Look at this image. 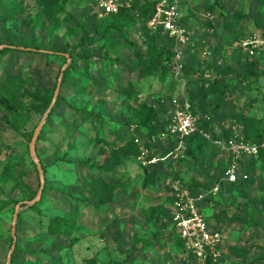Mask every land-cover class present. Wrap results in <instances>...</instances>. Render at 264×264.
<instances>
[{
	"label": "rangeland",
	"instance_id": "1",
	"mask_svg": "<svg viewBox=\"0 0 264 264\" xmlns=\"http://www.w3.org/2000/svg\"><path fill=\"white\" fill-rule=\"evenodd\" d=\"M4 1L14 8L0 20V41L59 52L63 57L52 59L43 53L0 57V197L15 200L0 212V264H8L17 240L21 251L14 253L15 264H259L257 259L264 254V159L247 157L237 180L231 182L226 170L222 172L226 157L213 140L203 135L209 145L194 161L181 144L163 137L153 140L137 112L147 104L158 111L160 121L167 122L176 99L183 103V97L199 95L191 103L201 123L212 121L206 132L213 138L215 134L223 136L224 129H231V137L245 136L241 124H232V111L264 120V43L257 42L264 40V0H222L225 16L218 9L209 11L212 0H181L191 38L181 47L178 62L176 52L169 60L164 37H146L145 21L137 15L126 30L127 41L134 42L148 60L168 63L169 69L159 72L141 66L124 43L110 47L114 62L106 70L97 58L86 61L78 57L80 36L74 24H86L97 36L95 27L107 17L99 15L97 0H67L64 10L55 15L59 27L54 32L45 26L49 22L44 20V0ZM52 1L57 5L63 2ZM121 1L129 6L135 2ZM235 12L248 17L228 26ZM66 14L73 22L65 20ZM179 63L183 64L180 71ZM71 64L92 80L84 84L78 72L70 74L62 98L54 101L58 84L62 87L61 76ZM229 68L225 78L223 73ZM247 72L259 76L246 77ZM208 79L232 84L217 113L218 93L209 92ZM31 93L41 99L35 101ZM11 95L23 103L14 106ZM71 105L84 106L100 118ZM49 109L54 114L42 125L35 146L40 163L46 166L47 190L44 201L35 205L32 200L36 197H31L38 194L41 175L29 139ZM130 140L144 145L156 162L145 167L136 156L109 171L53 163L58 154L72 161L89 159L108 166L115 151ZM148 142L154 146L145 145ZM97 177L119 183L111 202L98 204L100 189L90 184ZM220 180L224 186L220 184L215 192L212 188ZM177 183L195 193L207 191L203 209L208 229L222 236L216 255L200 259L180 241L167 216ZM241 183H245L243 187ZM58 188L92 201H76ZM19 203L25 205L19 209L14 238ZM68 212L78 214L80 230L71 236L50 233L49 219Z\"/></svg>",
	"mask_w": 264,
	"mask_h": 264
},
{
	"label": "trees",
	"instance_id": "2",
	"mask_svg": "<svg viewBox=\"0 0 264 264\" xmlns=\"http://www.w3.org/2000/svg\"><path fill=\"white\" fill-rule=\"evenodd\" d=\"M63 2L60 5H57L52 0H44V8H43V15L44 20L45 18L48 20L45 22H49L47 26L50 29V32H54L59 27V19L58 17H55L56 13L59 11H63L65 8V5L67 3V0H62ZM0 20L6 19L8 15V10L13 9L14 6H6L4 0H0ZM156 2L154 1H146L143 4H140L138 0H135V2L132 5H125L121 6L120 10L117 13H111L107 15V17L98 23V25L95 27V33L97 36L92 35V32L90 29L86 26L84 23H75V29L76 32H78L80 36V41L76 43L78 47V57L85 59L86 61L92 60L94 61L96 58L101 61L103 64V70H106L107 66L110 64H113L114 59L110 53V47L116 44H125L131 49L137 59L138 63L146 68H149L152 70V72H159L161 68L163 69H169L168 63L163 64V62H160L159 64L156 63L154 60H148L145 57V54L138 49L135 46L134 42L127 41L126 38V30L129 27V25L137 18L136 16H140L144 19L145 25H146V37L149 39H153L154 37L161 36L165 38L164 47L169 53V60H172L175 56V40L167 35H165L162 31V29H159L158 31H151L148 28V22L151 19L152 15L155 12ZM209 11L211 13L215 12L217 9L220 11V14L227 15L226 11H224V4L222 3V0H212L211 4L208 7ZM248 17V14H242L235 12L233 13V19L228 23V26L231 25H237L242 19ZM184 19V15L182 17V22ZM65 20L68 22H73V17L69 14H66ZM4 43L0 41V46ZM5 46L3 48H0V57H3L4 55L10 54V53H19V54H28V53H43L49 58L52 59H60L63 57L62 53L54 52V51H42L44 49H41L39 47L33 48L31 45H24V46H12V43L10 41H7V43L4 44ZM89 52V53H88ZM254 63H251L252 66ZM229 72L225 71L223 74L227 76L230 73V68L228 69ZM74 72H78L82 76V81L84 84H88L92 78L91 76L83 71L78 70L75 66L72 64L68 66V68L65 71V74L63 76V82L61 87V93L59 94L57 99L62 98V91H63V85L68 82V76ZM254 72V71H253ZM253 72H247L245 75L246 77H257L259 76L258 73ZM210 84L208 85L209 92H216L217 97L219 98L218 104L216 106V109L214 110V113H217L219 108L223 105L226 99H224V94H226V91L231 88V83L229 81H225L224 83H221L219 79H208ZM10 82V81H9ZM14 84V83H13ZM35 101L40 100L41 97L37 95L36 93L30 94ZM196 97H199V95H194L191 97L190 100L193 102ZM11 101L13 102V105L19 106L23 103L22 99H19L15 95L10 96ZM71 107L74 109L76 108L80 112L86 113L88 116L93 117L95 119H99L100 116L98 114H94L91 112L88 108L84 106H78L71 105ZM193 111L196 114L197 110L195 109L194 104H192ZM54 114V110L52 109L49 113V118ZM158 111L154 109L153 107L143 104L140 108V110L137 112V117L145 126L148 127L150 135L153 137L157 134H159L165 127L167 122L160 121ZM230 118L233 121L232 124L238 123L243 126V134L245 135V138L248 141L251 142H262L264 141V120L262 118L257 117L256 115L251 114H244L241 112H235L232 111L230 114ZM212 121H205L204 123L200 122V128L209 131V127L211 126ZM223 136H219L217 134L214 135V138H220L222 140H229L231 138V129H224ZM33 134L30 137V141L32 140ZM151 140V139H150ZM168 142H176L178 144H181L182 149L186 153L187 156L192 158L194 161H197L198 158L205 152L207 146L209 145V141L199 132L186 137V138H180V137H170L167 139ZM159 143V142H158ZM162 144V143H161ZM145 145L149 147H153V143H146ZM141 145H139L135 140H130L121 147V149H117L115 151V154L112 156V162L110 165H102L99 162L92 161V160H79V161H72V159L66 157L65 155L60 156L58 154L55 155L53 159V163H67V164H80L82 166H88L91 168H98V169H105L106 171H109L110 169H114L117 165H120L122 161L126 158L136 157L141 155ZM169 149H166V152H168ZM258 159H264V147L260 149L259 153L255 156ZM243 163V162H242ZM241 163V164H242ZM240 164V166H241ZM150 166V165H149ZM147 166V167H149ZM43 170H46V166L42 164ZM226 170V165L223 168L222 172ZM37 171L39 169L37 168ZM150 176V174H149ZM13 179L16 178V175L14 174ZM47 178V177H46ZM45 178V179H46ZM221 181V180H220ZM219 181V182H220ZM223 182L221 181V184ZM90 184H94L95 186L99 187L100 191L98 192V196L100 198L99 205L109 203L113 200V190L117 186L116 181H110L107 182L102 177H97L90 180ZM245 183H241V186ZM224 186V183L222 184ZM243 187V186H242ZM203 189V188H202ZM46 188L44 187L42 197L40 198L35 205L41 204L45 199V193ZM58 192L65 196H69L73 198L76 201H86L90 202L92 201L91 198L84 199L80 196H77L72 193H68L64 189H57ZM243 191V189H242ZM37 197L34 195L31 197V199ZM173 200V199H172ZM264 200V197L261 199ZM15 203V200L11 197L2 198L0 197V212L4 210L9 205ZM25 204H22L21 206H24ZM204 210V209H203ZM205 213V211H204ZM206 215V214H205ZM170 220L172 219V214L170 212L169 215ZM20 217V215H19ZM78 222V214L76 212H68L63 215H57L53 218L49 219V232L52 234H63L67 236H71L74 233L78 232L80 230V226L77 225ZM173 224V223H172ZM174 226V225H173ZM175 228V227H174ZM177 232V231H176ZM18 234V232H17ZM178 235V233H177ZM181 242H184V240L178 235ZM13 239V237H11ZM20 243L19 240H17L15 252L21 251L19 247ZM14 252V253H15ZM13 253L11 264L16 263V257ZM259 264H263L264 262V254L261 255L258 259ZM92 262V261H90Z\"/></svg>",
	"mask_w": 264,
	"mask_h": 264
},
{
	"label": "built area",
	"instance_id": "3",
	"mask_svg": "<svg viewBox=\"0 0 264 264\" xmlns=\"http://www.w3.org/2000/svg\"><path fill=\"white\" fill-rule=\"evenodd\" d=\"M156 2L155 12L148 22V28L151 31L162 29L163 33L175 40V52L178 62L181 58V47L190 40V33L182 22V5L181 0H149ZM101 12L100 16L117 13L123 2L121 0H97ZM263 44L264 40L257 41ZM183 64L179 63V71ZM175 108L171 119L166 127L158 134L156 138L180 137L186 138L197 132L206 138L213 140L224 153L226 157V176L231 182L237 180L240 172V164L247 157L255 156L260 149L264 147V141L251 142L245 136L236 134L229 140L213 138L211 134L200 128V121L197 114L194 113L192 103L189 97H183V103L178 99L174 101ZM152 140V139H151ZM140 159L142 164L147 167L156 162V157L150 158V153L144 145L140 146ZM222 181V180H221ZM221 181L216 184L212 190H219ZM173 204H172V223L178 235L184 240L186 247L200 259H206L209 255H216L217 247L222 240L221 234L217 231L212 232L208 229L206 215L203 210L206 190L193 192L188 187H183L180 183L174 186Z\"/></svg>",
	"mask_w": 264,
	"mask_h": 264
},
{
	"label": "water",
	"instance_id": "4",
	"mask_svg": "<svg viewBox=\"0 0 264 264\" xmlns=\"http://www.w3.org/2000/svg\"><path fill=\"white\" fill-rule=\"evenodd\" d=\"M4 46L5 45H1L0 48H3ZM62 79H63V77L61 76V79L60 80L62 81ZM60 89H61V83H59L58 86H57L56 93H55V96H54V101L57 100V98L59 96ZM50 111L51 110L49 109L45 113V117L41 121L40 126L37 127V129H36V131H35V133L33 135L32 142H31V151L35 155V160H36V163H37V166H38L40 175H41V187H40V189L38 191L37 197L34 200H32V203H36L37 201L40 200V198L42 197V193H43V189H44V185H45L44 170H43L42 164L40 163V159L37 156V152H36L35 146H36V141H37V139H38V137H39V135L41 133L42 125L47 121V117L49 116ZM21 205H22V203H19L18 204L16 213H15V219H14L13 230H12V233H13L14 238L17 235V222H18V217H19V209H20ZM12 255H13V249H12L11 253L9 254L8 264H11Z\"/></svg>",
	"mask_w": 264,
	"mask_h": 264
}]
</instances>
